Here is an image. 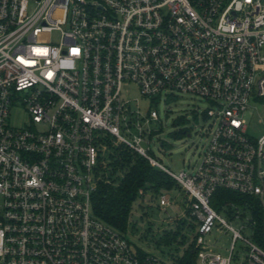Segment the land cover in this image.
I'll return each instance as SVG.
<instances>
[{"label": "built area", "instance_id": "2783aa9c", "mask_svg": "<svg viewBox=\"0 0 264 264\" xmlns=\"http://www.w3.org/2000/svg\"><path fill=\"white\" fill-rule=\"evenodd\" d=\"M130 87L155 105L184 95L208 103L194 170L176 174L152 155L160 114L135 107ZM256 100L264 0H0V264H175L180 252L170 263L135 248L93 212L122 148L185 194L191 220L175 230L195 233L177 242L182 254L194 243L198 264H264V135L246 120ZM19 107L22 127L12 124ZM219 190L253 198L221 209L247 221L240 229L213 207ZM215 230L231 234L227 257L208 241Z\"/></svg>", "mask_w": 264, "mask_h": 264}, {"label": "rangeland", "instance_id": "374dc122", "mask_svg": "<svg viewBox=\"0 0 264 264\" xmlns=\"http://www.w3.org/2000/svg\"><path fill=\"white\" fill-rule=\"evenodd\" d=\"M128 90L130 94L127 99L131 100L135 107L139 106L144 113L149 109H155L160 114L161 121L151 125V128L156 131L151 145L152 155L176 174L181 171L194 170L200 164L201 153L209 141V136L205 135L210 123L205 112L209 107L208 103L184 95L176 100L161 98L155 105L141 96L139 88L130 87ZM246 120L251 135L256 138L264 135V100H256L251 103L246 114ZM25 123H29L26 109L24 107L15 109L12 113V124L22 127L26 125ZM184 130H189L192 133V138L181 134ZM166 195L171 197V204L166 210L159 206L160 196L153 198V195L147 192L145 196L140 197L124 233L135 248L171 263L172 255L179 252L181 255L182 248H178L177 242L170 246H157L154 239L163 235L165 231L175 230L176 220L190 221L191 218L186 215L189 207H187L186 196L181 190H173L167 192ZM220 211L221 217L233 224L236 229H240L247 222L245 219L232 220L223 210ZM184 226H182L183 234H185ZM243 232L244 236L249 238L251 232L249 230ZM194 233L195 231L186 229V242ZM180 240L181 237L178 241ZM208 241L215 246L216 253H221L225 257L228 256L226 249L230 247L231 234L220 233L215 230ZM233 264H241V261Z\"/></svg>", "mask_w": 264, "mask_h": 264}, {"label": "trees", "instance_id": "16d2710c", "mask_svg": "<svg viewBox=\"0 0 264 264\" xmlns=\"http://www.w3.org/2000/svg\"><path fill=\"white\" fill-rule=\"evenodd\" d=\"M184 134V132H181ZM106 181L100 182L93 196V212L105 224L125 232L128 228L135 206L141 197L140 192H150L153 198L159 197L173 190H180L177 183L162 170L153 167L144 158L131 153L127 149H119L116 156L108 160ZM110 182H107V181ZM251 197L219 190L212 200V205L218 211L227 203L238 206L253 203ZM180 244L186 241L182 227L154 239L157 246H170L174 242ZM175 264H198L194 243L181 255L173 257Z\"/></svg>", "mask_w": 264, "mask_h": 264}]
</instances>
